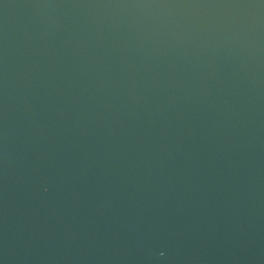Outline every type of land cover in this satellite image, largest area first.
<instances>
[{"label": "water", "instance_id": "obj_1", "mask_svg": "<svg viewBox=\"0 0 264 264\" xmlns=\"http://www.w3.org/2000/svg\"><path fill=\"white\" fill-rule=\"evenodd\" d=\"M0 264H264V0H0Z\"/></svg>", "mask_w": 264, "mask_h": 264}]
</instances>
